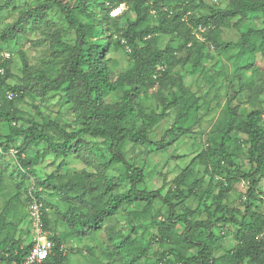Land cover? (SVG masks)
Returning <instances> with one entry per match:
<instances>
[{"label":"rangeland","instance_id":"374dc122","mask_svg":"<svg viewBox=\"0 0 264 264\" xmlns=\"http://www.w3.org/2000/svg\"><path fill=\"white\" fill-rule=\"evenodd\" d=\"M40 1L42 0H13L10 7L0 10V34L15 23L24 10L36 7ZM61 1L71 5L76 2V0ZM102 1L109 8L123 4V12L118 17L122 27L127 25L128 17L133 20L136 18L135 13L129 10L127 1ZM88 2L95 1L88 0ZM167 2L165 7L171 6L175 9L181 5V0H167ZM191 2H194V11L199 15L209 12L208 5L218 8L233 5L230 0H191ZM158 16L159 14L154 12V17L151 19L153 24L159 23ZM234 23L231 21L214 33L217 44L230 42L235 44L250 28L258 29L264 26L261 15H249L238 25ZM56 32L61 34L63 42L75 45L76 29L67 22L58 7H51L46 20L41 25L36 26L33 20H30L18 31L15 38L8 41L0 39V63L5 53L13 54V58L8 61L9 71L3 75L5 77L9 74V84L26 85L28 81L26 63L34 70L59 67L60 63H56L62 60L66 51L58 47L59 51L55 50L52 35ZM198 37L204 39L201 34ZM182 39L180 35L175 37L173 34H160L154 39L155 47L158 50H175L176 63L169 69V74L176 82L182 81L192 93L201 97L197 104L198 110L188 112L181 120L179 113L182 104L172 103L175 94L178 93L177 83L172 81L151 88L148 93H143L136 99V116H130V121L132 120L131 123L136 125V130H143L148 126V141L129 139L122 149L129 162L143 167L142 188L148 192L158 191L160 195L150 204L138 200L128 204L115 216L106 219L101 229H93L89 226L86 229L89 232L87 233L75 223L72 215L81 213L88 217L94 212L96 205L101 206L103 203L100 199H95L96 193L78 190V184L67 187L65 183L70 180L77 183L101 181L103 185L98 191L100 193L104 190L107 181L122 177L125 181L119 192L127 191L132 183L127 178L126 167L116 163L104 172L101 161L111 157V154L108 143L102 138L86 136L85 140L90 143V147L84 156L56 158L54 152L47 151V143L40 142L27 145L24 155L20 158L14 156V153L24 144V138L16 137L9 152L1 151L0 146V218L4 220L6 218L8 225L0 234V240L6 238L8 230L21 246L33 242L35 233L29 217L32 195H34L31 191L41 190L39 182L53 174L58 178L53 186L42 191V203H40L46 205L48 228L45 230L48 237L51 239L53 236H59L62 239V246L67 253V260L63 264H162L163 253L170 251L174 246L181 250L171 254L173 260H178L181 256L198 255V247L189 246L182 240L186 222H179L173 230L164 224L171 209L165 200L177 188L176 179L181 177L180 188L187 193V199L182 201L173 199V202H179L174 207L176 214L185 215L188 210H193L194 213L190 214L188 219H207L208 214L204 205L206 191L210 187L213 188V194L207 200V204L214 208L213 196L219 188L215 185V179L211 174L213 168L211 162L204 163L197 156L208 148V144L218 147L219 128L223 123V117L227 115L224 108L228 99H233L241 112H249L256 108L264 109V89H262L264 55L262 52H257L253 57L252 66L244 69L242 64L248 57L247 52H242L236 46L230 49L231 53H228L221 51L222 49L209 41L199 59L194 54L189 55L187 50H176L182 45ZM130 51L128 46H117L107 53L113 80L134 66ZM198 59L200 65L196 66ZM238 61L241 63L239 64ZM238 69L242 70V80L239 78ZM52 74L56 76V72ZM10 92L11 90L0 86L2 99H0V112L8 109L6 96ZM122 94V90L110 93L109 102L120 101ZM66 101L67 95L64 89L51 90L41 95L35 86L28 88L22 99H13V108L16 115L20 116L19 124L25 127L30 125V119L38 121L52 119L61 124L79 126L81 122L77 121L74 108ZM11 130L12 127L0 116V142L6 140ZM241 136L247 138L245 135ZM230 148L234 150L236 145L231 144ZM242 148L241 153H236L235 163H239L242 169L247 170L251 168L246 154L247 145ZM24 156L35 158L34 163L24 166L22 163ZM189 166L193 171L185 173V169ZM87 172L92 175H88ZM215 174L227 181L225 174ZM196 180H200L199 190L204 193L202 203L201 195H194L189 191L191 184ZM260 189L264 192V179L260 183ZM246 191L247 188L241 180L232 182L225 202L230 207L243 208ZM6 206L8 212L4 209ZM261 208L264 211V203L261 204ZM0 224L3 225V221H0ZM117 232L120 234L117 235ZM211 233L217 237L214 242L216 245L214 255L221 258L238 241L235 236L236 227L232 224L216 223ZM194 234L200 235L199 232ZM126 235L129 238L125 242V248L118 252V245ZM165 235L168 237L164 238ZM139 251L141 255L135 260Z\"/></svg>","mask_w":264,"mask_h":264},{"label":"trees","instance_id":"16d2710c","mask_svg":"<svg viewBox=\"0 0 264 264\" xmlns=\"http://www.w3.org/2000/svg\"><path fill=\"white\" fill-rule=\"evenodd\" d=\"M94 1L76 0L71 5L61 0H42L36 7L24 10L21 17L0 34L1 40L8 41L15 38L18 31L23 29L30 20H33L36 26L41 25L46 20L51 7H58L67 22L76 29L77 39L74 46L63 42L59 32L52 35L55 50L58 52V47L66 51L62 60L56 63H60L58 68L34 70L30 69L26 63V80L28 81L25 86L9 84V74L3 77L9 71L8 61L13 58L12 53L10 58L4 55L0 63V69L3 70V72L0 71V86L11 92L6 96L8 109L1 111L0 116L12 127V130L6 140L0 142V146L1 151L9 152L15 138L23 137L24 144L17 148L14 154L16 157L21 158L24 155L27 145L46 142L47 151L54 152L56 158H69L72 155H86L90 147V143L85 140L86 136L102 138L108 143L111 157L101 161L104 172L116 163H120L126 167L127 178L132 184L127 191L119 192L125 178L117 177L107 181L104 190L98 193L103 185L101 181L97 183L87 181L77 183L73 180L66 182L67 187H74L78 184V190L96 193L95 199H100L103 203L101 206L96 205L94 212L88 217L81 213L72 215L75 223L84 231L89 226L93 229H101L106 219L115 216L123 207L136 200L147 201L150 204L160 195L158 191L148 192L142 188L143 167L129 162L122 152L129 139L148 141V126H145L143 130H136V125L131 123L132 120L130 121V116H136V99L143 93H148L151 88L160 87L161 84L165 85L172 81L176 82L169 74V69L176 63L174 55L176 52L172 49L158 50L155 47L156 36L160 34L182 36V45L176 50H187L189 55L194 54L199 59L209 41L222 49L221 51L228 53H231L230 49L236 46L242 52H247L248 57L242 64L244 69L252 66L253 57L257 52H262L264 55V26L258 29L250 28L235 44L231 42L217 44L214 34L231 21L238 25L249 15H261L264 23V0H230L233 5L227 8L208 5L209 12L200 15L195 13V5L191 0H181L180 7L175 9L171 6L165 7L168 4L167 0H119V2L127 1L129 10L136 15L134 20L127 18L125 27L121 26L119 16H112L109 13L118 4L109 8L102 0ZM12 2L13 0H0V10L10 7ZM154 12L159 14L158 24L151 22ZM199 34L204 39L199 38ZM117 46L130 47L134 66L113 80L112 69L108 66L107 53ZM199 59L196 66L200 65ZM238 63L241 62L238 61ZM237 71L242 80V70ZM52 72H56V76ZM176 83L178 93L175 94L172 103L182 104L179 113V118L182 120L188 112L198 110L197 104L201 97L192 93L182 81ZM35 86L41 95L51 90L64 89L67 95L66 103L74 108L77 121L81 124L75 126L61 124L52 119L44 121L30 119L29 126L20 125V116L16 115L15 108H13V99H22L27 89ZM262 89H264V83ZM119 90L123 91L121 100L109 102V94ZM10 94H13V97H10ZM224 110L227 115L223 117V123L219 128L218 147L208 144V148L197 156L202 162H211L213 166L211 174L215 179V185L219 188L213 196L212 205L215 207L207 204V200L213 194V188L210 187L206 191V201L204 200L207 219H188L189 215L194 213L193 210H188L185 215H177L174 207L179 202H173V199L181 201L187 199V193L180 188L181 177L176 179L177 188L165 200L171 209L164 224L173 230L179 222H186L187 226L182 233V240L189 246L198 247L199 253L173 260L171 254L181 250L174 246L170 251L163 253L162 264H264V211L261 208V204L264 203V192L260 189V183L264 179V109L256 108L249 112H241L233 99H228ZM231 144L236 145L234 150L230 148ZM244 145H247L246 154L251 164V168L247 170L242 169L239 163H235L236 153H241ZM34 161L33 157L24 156L22 158L24 166H30ZM19 166L23 169L21 163ZM187 171L192 172L193 170L189 166L185 169V173ZM215 173L225 174L227 181L225 182ZM87 174L92 175L88 172ZM57 178L58 176L50 174L45 180L39 182L41 190L31 191L41 203L42 191L53 186ZM237 180H241L247 188L243 197V208L230 207L225 202L231 190V183ZM199 184L200 180L194 181L189 191L194 195H201L202 203L204 193L199 190ZM4 209L8 212L7 206ZM42 214L44 228H48L46 205L44 204H42ZM5 220L0 218V221H3V225L0 224V234L4 232L5 226H8ZM216 223L232 224L236 227L235 236L238 241L222 258L214 255L216 247L214 242L217 237L211 233V229ZM194 232H199L200 235L195 236ZM119 234L120 232H117V235ZM167 237L168 235L164 236V238ZM13 238L11 232L7 230L6 238L0 240V264H13L14 261H21L33 245L32 242L27 246H21ZM122 238L123 240L118 245V252L125 248V242L129 236ZM51 240H56L53 253L42 264H63L67 260V253L62 246V239L59 236H53ZM140 255V251L137 252L134 259L137 260Z\"/></svg>","mask_w":264,"mask_h":264},{"label":"built area","instance_id":"2783aa9c","mask_svg":"<svg viewBox=\"0 0 264 264\" xmlns=\"http://www.w3.org/2000/svg\"><path fill=\"white\" fill-rule=\"evenodd\" d=\"M122 6L123 4L112 8L110 14L112 16H119L123 12L124 6ZM4 55L6 58L12 57L11 53H5ZM0 71L3 72L2 69H0ZM10 97H13V94H10ZM16 152L17 151H15V153ZM32 198L29 217L33 223L35 233L33 245L24 259L21 261H14L13 264H42L53 253L55 243L48 237L44 228L42 204L34 195H32Z\"/></svg>","mask_w":264,"mask_h":264}]
</instances>
